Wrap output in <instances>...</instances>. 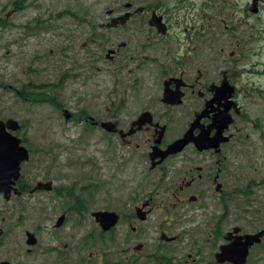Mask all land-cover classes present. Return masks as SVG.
Instances as JSON below:
<instances>
[{
	"label": "flooded vegetation",
	"instance_id": "1",
	"mask_svg": "<svg viewBox=\"0 0 264 264\" xmlns=\"http://www.w3.org/2000/svg\"><path fill=\"white\" fill-rule=\"evenodd\" d=\"M118 2L116 8L105 12L106 20L98 25L104 31L117 33V44L106 49L103 46L110 41L102 38L105 43L101 55L104 52V60L113 66L119 62L130 67L132 93L140 91L143 81L153 87L157 80L160 94L146 96L135 117L121 123L117 114L127 107L123 101L115 103L117 92L111 90L104 114L96 121L90 118V123L122 147L141 151L140 159L150 168L159 163L155 167L157 193L151 191L150 196V181L144 179L128 212L111 211L118 220L108 231L93 215L104 210L92 212L98 228L96 242H100L102 252L105 242L113 246L110 258L115 259L114 264H150L151 260L155 264H172L173 256L166 246L180 241V234L172 228L182 229L183 220L176 215L154 224L149 219L151 207L172 208L175 213L188 209L195 215L199 238L193 257L203 259L202 254H206L213 260L207 264H233L220 256L223 248L239 237L261 233L259 243L249 247V256L251 249L264 240V227L250 232L238 224L247 213L252 189L262 184L248 178L246 160L242 161L248 130L258 127L259 120L248 110L244 100L251 95L239 82L241 71L247 70L236 65L241 60L244 67L249 50L255 49L250 57L260 56L257 45L264 42V0ZM125 15L129 16L125 24L107 27L112 19ZM238 31L244 38L239 39L243 44L237 58L234 50L240 42L233 40V35ZM156 104L163 115L178 112L186 121L179 137L171 142L165 141L167 124L155 119ZM179 140L186 141L174 150L172 146ZM21 165L16 178L3 180L0 191V245L6 248L3 257L19 253L26 261L32 258V264H88L87 257L92 253L85 256L80 250L87 247L88 238L94 234L85 235L80 250L73 254L56 233L66 228L70 212L74 211L81 223V213L88 211L85 198L75 194V185H68L57 172L24 171ZM9 175L15 173L2 174ZM160 191L166 196L156 205ZM54 196L60 203L58 214L53 210ZM206 213L209 217L203 221ZM31 214L38 215L34 229L26 227ZM48 221H54L50 235L43 228ZM203 247L208 250L202 252ZM73 257L79 260L73 261ZM3 263L11 264L6 259L0 260Z\"/></svg>",
	"mask_w": 264,
	"mask_h": 264
},
{
	"label": "rangeland",
	"instance_id": "2",
	"mask_svg": "<svg viewBox=\"0 0 264 264\" xmlns=\"http://www.w3.org/2000/svg\"><path fill=\"white\" fill-rule=\"evenodd\" d=\"M118 1L0 0V121L14 120L19 125V130L12 134L23 140L30 153L29 161L21 165L22 170L55 171L66 179L68 185H75V194L85 198L88 211L81 213V223L75 212H70L66 228L56 233H60L61 241L73 254L80 250L85 235L94 234L88 238L87 247L80 250L85 256L92 253V257H87L88 264H114L115 260L110 258L114 251L111 244L105 242L107 246H103L102 252L100 242H96L98 228L91 213L100 210L118 214L128 212L144 179L150 181V196L151 191L157 193L155 167L159 163L150 168L149 163L140 159L141 151L122 147L90 123V118L96 121L104 114L111 90L117 92L115 103L123 101L127 107L117 114L121 123L135 117L143 101L147 100L146 96L160 94L157 80L153 87L143 81L140 91L132 93L129 90L133 79L129 76L130 67L119 62L113 66L104 60V52L101 55L104 36L110 41L103 46L105 49L117 44V33L104 31L98 25L106 20L105 12L116 8ZM124 1L120 0V3ZM131 2L140 4L146 0ZM217 34L220 36L219 30ZM233 36V40L243 41L242 31ZM240 40L234 50L237 58L242 52ZM257 50L260 54L257 59L250 57L255 49L249 50L244 67L241 60L236 64H241L240 69L248 72L241 71L239 82L251 95L244 100L248 103V110L259 120L258 127L252 126L254 129L248 130V140H245L242 151L248 178L262 184L252 189L247 213L244 220L238 222L250 232L264 227V42L257 45ZM45 93H48V99L40 102ZM156 105L155 119L167 124L165 141L171 142L179 137L186 121L178 112L163 115L161 106ZM165 196L166 193L160 191L156 205ZM53 204V210L58 214L60 203L55 196ZM151 208L149 219L154 224L161 218H176V215L183 220L182 229L172 228L173 232L180 234V241L166 246V251L173 256L170 259L172 264L213 262L206 254H202L203 259L193 257L199 240L194 214L188 209L184 213H175L172 208L154 204ZM36 216H29L27 228H35ZM208 217L206 213L203 221ZM52 224L54 221H48L43 226L45 234H51ZM263 245L264 240L251 249L247 264H264ZM201 250L208 249L203 247ZM5 251L6 248L0 245V260L6 259L11 264H32V258L26 261L19 253L3 257ZM150 264L155 263L151 260Z\"/></svg>",
	"mask_w": 264,
	"mask_h": 264
},
{
	"label": "water",
	"instance_id": "3",
	"mask_svg": "<svg viewBox=\"0 0 264 264\" xmlns=\"http://www.w3.org/2000/svg\"><path fill=\"white\" fill-rule=\"evenodd\" d=\"M128 18L129 16L125 15L112 19L111 22L107 24V27L115 28L119 25H123ZM18 129L19 125L14 120L0 121V191L3 187V180L9 179L10 181V179L16 178L21 163H24L29 159L27 149L21 145L22 141L12 134ZM185 141L186 140H179L177 143L175 142L172 147H174V150H178L184 145ZM5 172L15 173V175L4 177L2 174ZM93 215L101 222L100 224L105 231L113 227L118 220V216L114 212L103 211L94 213ZM261 237V233L255 236L246 235L239 237L229 246L225 247V250L223 248V253H221L220 256H222L223 260L229 261L233 264H245L249 247L254 243H259Z\"/></svg>",
	"mask_w": 264,
	"mask_h": 264
},
{
	"label": "trees",
	"instance_id": "4",
	"mask_svg": "<svg viewBox=\"0 0 264 264\" xmlns=\"http://www.w3.org/2000/svg\"><path fill=\"white\" fill-rule=\"evenodd\" d=\"M20 2H22V0H20ZM16 5H17V4H16ZM24 95H26V92H25ZM44 95H45V97H44L43 99H40V100H39L40 102H41V101H45L46 99H48V93H45ZM21 96L23 97L22 94H21Z\"/></svg>",
	"mask_w": 264,
	"mask_h": 264
}]
</instances>
